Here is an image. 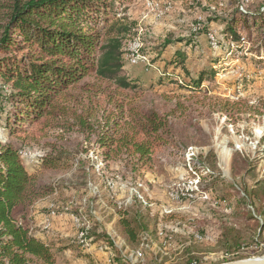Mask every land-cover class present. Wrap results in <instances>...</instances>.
<instances>
[{
    "label": "rangeland",
    "instance_id": "1",
    "mask_svg": "<svg viewBox=\"0 0 264 264\" xmlns=\"http://www.w3.org/2000/svg\"><path fill=\"white\" fill-rule=\"evenodd\" d=\"M114 1L118 15L136 25L126 42L124 64L139 82L136 92H120L119 101L167 116L171 137L149 164L141 165L126 156L105 163L97 156L93 137L59 125L45 135L34 126L24 135L11 134L6 125L11 105L3 99L0 83V105L6 111H0V145L21 148L28 163L52 147L63 153L60 169L36 170L25 163L52 189L30 208L33 232L60 246L76 247L75 252L62 251L56 264H113L112 250L96 236L102 231L126 264H190V257L197 259L194 264H222L263 256L264 239L257 237L249 211L238 204L236 190L242 195L244 186L264 177V46L255 27L249 32L240 27L239 42L226 40L223 30L224 19L235 8L255 11L264 7V0ZM136 39L142 59L133 63L128 52ZM167 40L171 43L164 46ZM176 50L185 52L189 77L196 79L206 69L212 79L186 87L189 77L167 65ZM210 151L216 157L215 170L206 158ZM244 159L254 166L248 174ZM135 200L155 232H142L131 245L116 225V209L124 211ZM232 225L236 233L228 237ZM235 234L239 242L233 245Z\"/></svg>",
    "mask_w": 264,
    "mask_h": 264
},
{
    "label": "trees",
    "instance_id": "2",
    "mask_svg": "<svg viewBox=\"0 0 264 264\" xmlns=\"http://www.w3.org/2000/svg\"><path fill=\"white\" fill-rule=\"evenodd\" d=\"M115 4L114 0H0V83L5 89L3 99L11 105L12 116L6 119L9 133L24 135L32 126L39 135L56 125L73 129L95 139L97 156L105 163L126 156L146 165L156 151L164 148L171 137L167 116L119 101L120 92H136L139 82L130 77L124 64L126 42L135 34L136 25L127 16L118 15ZM224 20L226 40L239 42L240 27L248 32L255 27L261 30L259 42L264 46V7L243 13L237 7ZM170 43L167 40L164 46ZM185 62V52L176 50L167 65L180 68L189 77ZM87 76L93 81H82ZM212 77V72L205 69L196 79L189 77V85L180 84L199 87ZM0 111L6 113L1 105ZM21 150L11 144L0 145V264H56L62 251L77 249L47 241L33 232L30 208L52 189L28 170ZM62 158L61 150L52 147L28 165L36 170L60 169ZM206 158L215 170L214 153L210 151ZM243 163L249 165L248 174L253 163L246 159ZM241 190L242 195L236 190L237 202L250 212L247 218L254 219L256 235L264 239V177ZM251 208L262 221L252 215ZM116 212V225L127 243L137 244L140 234L149 230L140 201ZM227 231L232 237L235 226ZM149 232L153 234L155 227ZM89 234L92 236V231ZM96 236L112 250L113 264H126L104 231ZM238 242L235 234L232 244ZM78 256L89 257L87 253ZM193 258H189L190 264L197 262Z\"/></svg>",
    "mask_w": 264,
    "mask_h": 264
},
{
    "label": "bare ground",
    "instance_id": "3",
    "mask_svg": "<svg viewBox=\"0 0 264 264\" xmlns=\"http://www.w3.org/2000/svg\"><path fill=\"white\" fill-rule=\"evenodd\" d=\"M135 41V40H134ZM141 43L136 39V41L130 45L129 47V62H138L140 59H142V56L140 55L141 53L139 52L140 50ZM141 51V50H140ZM126 57V55H125ZM144 59V58H143Z\"/></svg>",
    "mask_w": 264,
    "mask_h": 264
},
{
    "label": "water",
    "instance_id": "4",
    "mask_svg": "<svg viewBox=\"0 0 264 264\" xmlns=\"http://www.w3.org/2000/svg\"><path fill=\"white\" fill-rule=\"evenodd\" d=\"M222 264H264V255L259 257H251L246 259L228 261Z\"/></svg>",
    "mask_w": 264,
    "mask_h": 264
},
{
    "label": "built area",
    "instance_id": "5",
    "mask_svg": "<svg viewBox=\"0 0 264 264\" xmlns=\"http://www.w3.org/2000/svg\"><path fill=\"white\" fill-rule=\"evenodd\" d=\"M138 64H144V63H138Z\"/></svg>",
    "mask_w": 264,
    "mask_h": 264
}]
</instances>
